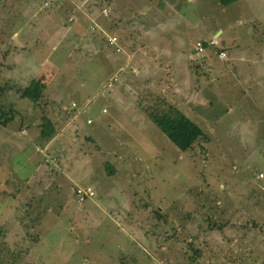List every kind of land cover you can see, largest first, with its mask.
<instances>
[{"label":"rangeland","instance_id":"obj_1","mask_svg":"<svg viewBox=\"0 0 264 264\" xmlns=\"http://www.w3.org/2000/svg\"><path fill=\"white\" fill-rule=\"evenodd\" d=\"M40 5L0 0V264H264V0ZM167 103L207 139L176 147Z\"/></svg>","mask_w":264,"mask_h":264},{"label":"trees","instance_id":"obj_2","mask_svg":"<svg viewBox=\"0 0 264 264\" xmlns=\"http://www.w3.org/2000/svg\"><path fill=\"white\" fill-rule=\"evenodd\" d=\"M217 1L221 4H227L234 0ZM89 4L90 2L86 3V6ZM43 86L44 82L40 77H32L25 85L19 87L17 90L20 96L26 97L29 100L36 102L40 97ZM145 110L149 119L180 150L190 148L192 144L198 139L206 140L208 137L196 122L191 120L187 115H185L181 110L171 103H167L163 106H159V104L157 106L153 105L152 107L148 106ZM0 117H3V121L10 118L11 115H4V112L1 111ZM54 131L55 128L51 120L46 116L42 117V122L39 129V135L41 138L43 140L49 139L53 135ZM105 166L109 167L107 163H105ZM217 226L220 225L217 224ZM3 241V239H0L1 243H4Z\"/></svg>","mask_w":264,"mask_h":264},{"label":"built area","instance_id":"obj_3","mask_svg":"<svg viewBox=\"0 0 264 264\" xmlns=\"http://www.w3.org/2000/svg\"><path fill=\"white\" fill-rule=\"evenodd\" d=\"M55 1H57V0H41V6H43V7L50 6ZM106 8L107 7L101 8V12L103 15H106V13H107ZM72 18H73L72 15H68V17H67V19H69V20ZM91 22H93V21L91 20ZM89 26L91 29L93 28V25L90 23H89ZM104 38H105L106 43L108 45H111L115 52H118L121 50V45L118 43L119 41L114 34H108L105 32ZM217 42H218V40L216 37H211L207 40H203V39L202 40H196L194 42V47H195V50L197 52H201L205 49L206 46L215 45ZM216 56L218 58H223L225 56L223 50L222 49L216 50ZM106 84L108 85L109 81H107ZM75 106H76V104L73 101H71L70 102V108H74ZM86 121L89 122L90 120L87 118ZM44 159L50 160L51 162L54 161V157H45ZM74 193L76 194L78 200H82L85 197H90L91 195H93V191H92V188L90 186H84V187L76 186L74 189Z\"/></svg>","mask_w":264,"mask_h":264},{"label":"crops","instance_id":"obj_4","mask_svg":"<svg viewBox=\"0 0 264 264\" xmlns=\"http://www.w3.org/2000/svg\"><path fill=\"white\" fill-rule=\"evenodd\" d=\"M59 1H61V0H57V1H55L56 3L57 2H59ZM64 1H66V2H68V4H70V9L69 10H65V14H66V19H67V17H68V15H72V19H67V21H69V22H71V21H73V20H75V16L77 15V11H74L73 12V9H77V8H79V7H81L83 4H85V2H86V0H77V2L78 1H80L79 3H77V2H75V0H64ZM74 1V2H73ZM78 5H79V7H78ZM41 6V5H40ZM51 6V5H50ZM81 21V20H80ZM91 24V23H90ZM107 33V32H106ZM218 33V31L217 32H215L214 33V35H216ZM103 36H104V34H103ZM105 39V38H104ZM32 78V77H31ZM30 78V79H31ZM29 81V80H28ZM44 82V81H43ZM44 86H45V84H44ZM44 86H43V88H44ZM43 88H42V90H43ZM41 94H42V91H41ZM41 94H40V96H41ZM22 97V96H21ZM29 100V99H28ZM31 101V100H30ZM33 102V101H32ZM37 102V101H36ZM52 122V121H51ZM195 122V121H194ZM40 129V128H39ZM38 134H39V131H38ZM39 138H41V136L39 135ZM189 264H195L194 263V261H193V263H189Z\"/></svg>","mask_w":264,"mask_h":264}]
</instances>
